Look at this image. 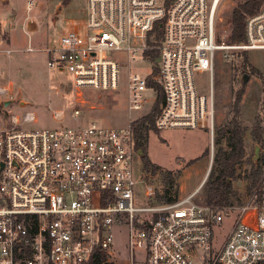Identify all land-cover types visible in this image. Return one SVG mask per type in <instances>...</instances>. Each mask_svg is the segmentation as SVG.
<instances>
[{
	"label": "built area",
	"instance_id": "built-area-1",
	"mask_svg": "<svg viewBox=\"0 0 264 264\" xmlns=\"http://www.w3.org/2000/svg\"><path fill=\"white\" fill-rule=\"evenodd\" d=\"M218 2L87 0L84 21L46 49L47 67L70 76L78 99L83 90L116 91L120 70L156 50L163 102L154 128L207 130L212 141L214 53L226 52L231 63L236 51H264V0L245 21L242 45L217 41ZM203 72L210 77L208 96L195 86ZM147 78L128 74L129 111L156 99ZM78 115L73 110L72 118ZM35 121V114L26 112L0 128V264H90L99 253L106 255L112 225L122 222L128 227V264L264 262V169L258 185L236 206L193 203L199 186L184 199L134 208L132 161L138 152L131 122L119 132L94 124L21 129ZM145 196H155L152 187L146 186ZM232 211L227 236L213 248L215 227ZM135 254H141L140 261Z\"/></svg>",
	"mask_w": 264,
	"mask_h": 264
},
{
	"label": "rangeland",
	"instance_id": "rangeland-1",
	"mask_svg": "<svg viewBox=\"0 0 264 264\" xmlns=\"http://www.w3.org/2000/svg\"><path fill=\"white\" fill-rule=\"evenodd\" d=\"M244 0H220L216 9V39L224 41L228 34L225 26L227 17L237 4ZM31 2V7L28 5ZM87 0H0V128L9 124L12 116H21L33 112L34 123L24 124L23 130L55 129L64 126L84 128L94 124L100 128L122 131L129 122L149 114L154 102L146 104L140 111H129L127 103V76L137 73L148 76L155 84L158 76L157 61L151 64L148 56L141 60L138 55L129 69L123 68L119 74V86L116 91L83 90L77 99L70 76L66 72L47 67L46 49L58 44L61 35L73 25L81 24L85 19ZM211 0H207L210 4ZM36 24V30L28 32L27 23ZM155 31V35H156ZM219 39V40H218ZM31 49V50H29ZM226 52L214 53V71L211 81L213 92V138L207 130H165L153 128L147 135L136 137L137 152L132 161L136 185L133 188V207L147 208L161 203L158 197L181 200L198 188L193 203L205 204L204 183L211 169H215L212 179L218 173L213 158L225 142L216 144V129L226 119H230L231 104L237 91L243 90L240 100V119L247 130L244 136V157L236 166L231 179V206L245 201L253 187L259 183L264 169V132L261 140L254 141L250 132L259 123L261 130L264 122V85L249 72L241 73L231 69V63L223 56ZM126 60L125 53L117 54ZM248 62L264 76V51L247 53ZM246 82L243 83V77ZM198 94L208 96L210 77L207 72L200 73L195 80ZM150 97L156 96L149 92ZM73 110L79 115L73 119ZM54 113L61 118L55 119ZM154 127V126H153ZM264 131V130H263ZM256 149V151H255ZM256 152V154H255ZM143 159L150 167L145 169ZM254 166V168H253ZM256 174L253 176L252 173ZM170 176L171 183L166 179ZM155 191L154 197H146V186ZM251 188V189H250ZM235 194V195H234ZM164 202V201H163ZM234 211L228 220L215 227L212 246L218 249L230 229ZM113 244L106 251L107 264H128V227L125 222L112 225ZM135 260H141V254H135Z\"/></svg>",
	"mask_w": 264,
	"mask_h": 264
},
{
	"label": "trees",
	"instance_id": "trees-1",
	"mask_svg": "<svg viewBox=\"0 0 264 264\" xmlns=\"http://www.w3.org/2000/svg\"><path fill=\"white\" fill-rule=\"evenodd\" d=\"M262 2L263 0H244L242 3L237 4L236 7L232 9L231 13L225 17L224 24L228 29V34L225 38L226 44L242 45L245 43V21L248 16L256 13L259 10ZM155 31L157 32L155 41H158L161 36V30L156 27ZM156 43L157 42H148V45L151 46V44ZM146 56L149 57L148 61L151 64H154V61L157 59L158 52L156 50H148L146 52ZM231 69L233 71L241 70V73L249 72V74L256 76L260 81H262V84L264 85V76H262L255 68L251 67L248 62L247 53L245 51H236L233 53ZM147 87L156 93V101L153 104L149 114L132 121L130 124L132 130L134 131L135 137L138 136L140 138H142V136L144 137V135H147L149 131L153 130L155 117L159 113L161 104L163 102V92L160 85L150 81L148 83L147 81ZM242 95V89L237 91L234 101L231 104V118L224 120L218 129H216L214 142L218 144L219 142L224 141L225 147L220 148L213 158V162L218 168L217 175L214 179H212L215 171V169L212 168L206 182L204 183L206 193L205 203L211 207H226L232 205L229 199L230 194L233 193L230 181L234 177L236 166L241 163L244 157L243 142L247 131L242 126L240 119L241 111L239 105ZM263 130L264 122L262 130L259 123L257 122V124L251 129V138L254 141L261 140V132L263 133ZM143 163L145 169L148 170L150 167L149 162L146 159H143ZM255 174V172L252 173L253 176ZM166 183H171L170 176L166 179ZM165 193L166 195L158 197L161 203H171L176 201V199L167 198V192L165 191ZM105 260V255L99 253L98 259L91 262L90 264H104ZM261 264H264V262Z\"/></svg>",
	"mask_w": 264,
	"mask_h": 264
},
{
	"label": "water",
	"instance_id": "water-1",
	"mask_svg": "<svg viewBox=\"0 0 264 264\" xmlns=\"http://www.w3.org/2000/svg\"><path fill=\"white\" fill-rule=\"evenodd\" d=\"M26 29H27L28 32H33V31L36 30V24H35L34 22L29 21V22L27 23V25H26ZM242 82H243V83L246 82V77H245V76L243 77ZM255 151H256V149H255ZM255 154H256V152H255ZM138 155H139V156L142 155L141 151H139ZM104 264H107V263L104 262Z\"/></svg>",
	"mask_w": 264,
	"mask_h": 264
},
{
	"label": "crops",
	"instance_id": "crops-1",
	"mask_svg": "<svg viewBox=\"0 0 264 264\" xmlns=\"http://www.w3.org/2000/svg\"><path fill=\"white\" fill-rule=\"evenodd\" d=\"M74 26H77V25H73L72 27H74ZM72 27H70V28H72ZM70 28H69V29H70ZM199 131H204V130H199Z\"/></svg>",
	"mask_w": 264,
	"mask_h": 264
},
{
	"label": "bare ground",
	"instance_id": "bare-ground-1",
	"mask_svg": "<svg viewBox=\"0 0 264 264\" xmlns=\"http://www.w3.org/2000/svg\"><path fill=\"white\" fill-rule=\"evenodd\" d=\"M219 2H220V0H219ZM219 2H218V3H219ZM217 5H218V4H217Z\"/></svg>",
	"mask_w": 264,
	"mask_h": 264
}]
</instances>
